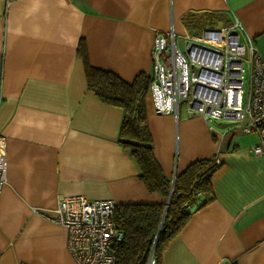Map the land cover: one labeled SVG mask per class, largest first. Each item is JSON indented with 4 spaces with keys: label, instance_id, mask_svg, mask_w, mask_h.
I'll list each match as a JSON object with an SVG mask.
<instances>
[{
    "label": "crops",
    "instance_id": "obj_1",
    "mask_svg": "<svg viewBox=\"0 0 264 264\" xmlns=\"http://www.w3.org/2000/svg\"><path fill=\"white\" fill-rule=\"evenodd\" d=\"M239 19L264 56V0H0V264H77L52 214L81 194L120 203L166 204L149 191L120 140L123 109L88 87L87 63L126 82L152 69L156 32L178 35ZM153 155L172 182L197 159L219 157L212 197L198 193L158 264H264V154L239 122H206L180 103L155 112L145 96Z\"/></svg>",
    "mask_w": 264,
    "mask_h": 264
},
{
    "label": "built area",
    "instance_id": "obj_2",
    "mask_svg": "<svg viewBox=\"0 0 264 264\" xmlns=\"http://www.w3.org/2000/svg\"><path fill=\"white\" fill-rule=\"evenodd\" d=\"M151 54L147 92L155 112L177 116L184 102L206 122L244 120L243 131L259 137L253 153L264 154V56L239 19L190 34L178 35L172 28L156 32ZM213 162L221 160L217 156ZM6 177L0 139V192ZM115 206L110 198L74 194L59 198L52 214L42 215L65 229L66 247L77 264H115L112 245L122 239L112 219ZM146 264H156L153 247Z\"/></svg>",
    "mask_w": 264,
    "mask_h": 264
},
{
    "label": "trees",
    "instance_id": "obj_3",
    "mask_svg": "<svg viewBox=\"0 0 264 264\" xmlns=\"http://www.w3.org/2000/svg\"><path fill=\"white\" fill-rule=\"evenodd\" d=\"M78 53L85 60L88 87L102 101L123 109L120 140L130 151L140 179L149 191H159L167 198L166 204H116L112 219L122 231V239L112 245L115 264H146L151 247L158 264L162 251L190 216L186 206L198 193L204 195L203 203L211 199L210 178L218 165L213 156L194 160L171 182L152 152L145 112L149 76L140 72L126 82L111 71L90 66L81 43Z\"/></svg>",
    "mask_w": 264,
    "mask_h": 264
},
{
    "label": "rangeland",
    "instance_id": "obj_4",
    "mask_svg": "<svg viewBox=\"0 0 264 264\" xmlns=\"http://www.w3.org/2000/svg\"><path fill=\"white\" fill-rule=\"evenodd\" d=\"M181 41V40H180ZM214 121V120H213ZM217 121H222V120H217Z\"/></svg>",
    "mask_w": 264,
    "mask_h": 264
}]
</instances>
